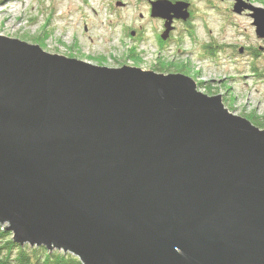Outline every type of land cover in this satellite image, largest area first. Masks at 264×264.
<instances>
[{
  "label": "water",
  "instance_id": "water-1",
  "mask_svg": "<svg viewBox=\"0 0 264 264\" xmlns=\"http://www.w3.org/2000/svg\"><path fill=\"white\" fill-rule=\"evenodd\" d=\"M234 2L264 44V9ZM150 5L163 40L190 18ZM0 225L82 264H264V130L186 75L0 35Z\"/></svg>",
  "mask_w": 264,
  "mask_h": 264
},
{
  "label": "rangeland",
  "instance_id": "rangeland-1",
  "mask_svg": "<svg viewBox=\"0 0 264 264\" xmlns=\"http://www.w3.org/2000/svg\"><path fill=\"white\" fill-rule=\"evenodd\" d=\"M122 1L131 6L117 8L116 0H0V35L95 66L183 74L197 83L199 92L222 96L229 113L264 123V79L253 72V67L264 71V52L254 56L264 44L247 12L233 14V3L228 1L191 0L195 14L191 27L188 31L180 27L164 50L154 37L160 24L150 18L140 21L141 14L149 13L147 4ZM246 1L264 9V0ZM141 22L143 39L134 45L130 32ZM212 44L214 57L204 49ZM241 48H245L242 54ZM134 49L142 57L131 58ZM143 57L144 66L139 64ZM157 60L166 65H156ZM165 66L171 67L160 72Z\"/></svg>",
  "mask_w": 264,
  "mask_h": 264
},
{
  "label": "trees",
  "instance_id": "trees-1",
  "mask_svg": "<svg viewBox=\"0 0 264 264\" xmlns=\"http://www.w3.org/2000/svg\"><path fill=\"white\" fill-rule=\"evenodd\" d=\"M210 52L209 56L216 55V49L212 45H207L204 48ZM263 51L261 48L254 51V56L259 57ZM131 58L135 59L134 55ZM166 65V64H163ZM166 70H160V72L167 71L171 66H165ZM164 67V68H165ZM254 73L258 75L260 79H264V71H259L258 68L253 67ZM252 123L258 128L264 130V123L258 118H249ZM0 264H82L79 259L71 254H64L63 252L54 251L49 252L44 247L32 248L28 245L22 247L13 241V236L10 232L6 231V228L0 225Z\"/></svg>",
  "mask_w": 264,
  "mask_h": 264
},
{
  "label": "flooded vegetation",
  "instance_id": "flooded-vegetation-1",
  "mask_svg": "<svg viewBox=\"0 0 264 264\" xmlns=\"http://www.w3.org/2000/svg\"><path fill=\"white\" fill-rule=\"evenodd\" d=\"M137 1L142 2L144 4V6H145V3H146L147 6H148V12H149L147 15L146 14H144V15L141 14L140 17H139L140 21L143 20V19L144 20H149V18H150L152 22L153 21L157 22L161 26L159 28L158 32L154 33V37H155V40H156V42H157V44L159 46L158 47L159 49H164L165 50L174 42L175 34L179 31L180 27H185L184 30L188 31L189 27H191V25H192V21H193L194 16H195L193 2L191 0H168V1L172 2V3L184 2L186 4H189V9L188 10L190 12V18L187 21L174 20V22H173L174 30L169 34V37H168L167 40H163L162 39V34L165 32L166 21H164L162 19H154V18L151 17V5L150 4H151V2L158 1V0H137ZM208 1H213V0H208ZM221 1H228L229 3L232 2L233 6L235 4L234 0H221ZM242 1L245 2V3H248L246 0H242ZM117 5H121V6H117ZM130 6H131V4L128 1L116 0V7L117 8L127 9V7H130ZM232 13L235 14L233 12V9H232ZM246 15H248V13H246ZM142 22H141V24L139 25L138 28H135L133 31L130 32V36L132 37L131 41H132V43L134 45H136V43L140 42L141 39H143L142 33H143V30H144V26L142 25ZM145 41H146V39H145ZM260 48H264V46L260 47ZM243 49H244V52H245V48H243ZM262 50L263 51H261V52H264V49H262ZM135 51H136V49H134L132 51V54L135 57H141V55L140 56L135 55ZM135 59H137V58H135ZM140 60L141 59H139V61ZM163 62H164L163 60H160V61L157 60V64L156 65H163L164 64Z\"/></svg>",
  "mask_w": 264,
  "mask_h": 264
},
{
  "label": "built area",
  "instance_id": "built-area-1",
  "mask_svg": "<svg viewBox=\"0 0 264 264\" xmlns=\"http://www.w3.org/2000/svg\"><path fill=\"white\" fill-rule=\"evenodd\" d=\"M141 57H142V55H141ZM132 64L134 65V64H136V63L132 62ZM139 64H141L142 66L145 65V57L141 58ZM133 65H132V66H133ZM142 68H143V67H142Z\"/></svg>",
  "mask_w": 264,
  "mask_h": 264
}]
</instances>
